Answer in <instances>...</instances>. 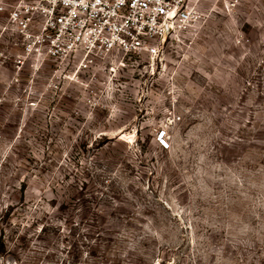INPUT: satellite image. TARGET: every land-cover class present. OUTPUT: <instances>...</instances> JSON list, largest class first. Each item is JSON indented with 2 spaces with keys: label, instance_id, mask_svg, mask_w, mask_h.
<instances>
[{
  "label": "rangeland",
  "instance_id": "374dc122",
  "mask_svg": "<svg viewBox=\"0 0 264 264\" xmlns=\"http://www.w3.org/2000/svg\"><path fill=\"white\" fill-rule=\"evenodd\" d=\"M28 1L0 0V264H264V0L88 66L9 23Z\"/></svg>",
  "mask_w": 264,
  "mask_h": 264
},
{
  "label": "built area",
  "instance_id": "2783aa9c",
  "mask_svg": "<svg viewBox=\"0 0 264 264\" xmlns=\"http://www.w3.org/2000/svg\"><path fill=\"white\" fill-rule=\"evenodd\" d=\"M201 1L30 0L12 9L8 20L28 35L32 27L39 32L34 42L47 44L56 57L73 56L74 63L88 66L111 56L154 60L176 23L187 21Z\"/></svg>",
  "mask_w": 264,
  "mask_h": 264
}]
</instances>
